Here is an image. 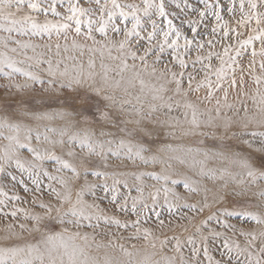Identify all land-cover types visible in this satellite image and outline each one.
I'll list each match as a JSON object with an SVG mask.
<instances>
[{"label":"snow or ice","instance_id":"1","mask_svg":"<svg viewBox=\"0 0 264 264\" xmlns=\"http://www.w3.org/2000/svg\"><path fill=\"white\" fill-rule=\"evenodd\" d=\"M237 12L239 18L235 20L236 27H231L225 22V15L236 18ZM71 32L77 37L84 35L94 43L96 34L105 40L110 32L113 37L122 36L123 39L116 43L118 51L122 53L119 58L122 65L120 73L131 70L135 74L139 79L140 94L134 95L129 88L124 87L123 95H117L123 77L110 81L107 69H104L102 77L104 86L97 87L91 73L85 76L80 71H74L72 75L67 70L56 72L49 62L47 71L52 79L48 80L47 88L44 89L49 93L46 108L34 111L31 115L24 113L25 122H13L16 114L0 118V140L8 141L0 152V180L11 183L13 187L21 185L25 192L29 191L27 182L30 181L43 191L40 188L43 177L47 181L50 196L47 203L38 205L43 214L23 212L24 219L32 222L31 228L21 224L20 235L0 241V264H96L85 255L82 248L72 243L73 235H79L78 232L66 238L69 225L75 229H95L101 224H111L118 229L131 228L139 232L140 217L146 210L154 212L159 218L155 207L161 193L165 201L169 195L174 200L182 198L183 194L171 189L178 183L183 184L185 193L194 200L199 197L197 211H207L209 218H214L225 230H230L229 225L221 217L233 215L260 228L259 235L254 229L240 232V236L245 239L243 247L225 237L218 260L209 256L208 237L202 235L198 228L196 235L200 238L201 247H197L195 239L188 238L186 243L191 246V257L197 259H190L187 264H200L198 257L201 252L208 264H264V131L233 132L232 139L238 143L225 146L213 154L220 161L218 167L207 166L206 161L210 159L208 153L204 154L206 161H191L190 168L196 169L198 177L206 181L219 180L222 182L220 187L225 184L231 186L230 193L217 191L214 186L211 190L213 194L209 197L210 190L206 185L199 179H190L187 169L175 166L176 160L181 165L187 161L171 155L176 149L170 145L158 142L160 129L153 126L154 117L163 110L176 123L182 117L190 125L191 134L195 135L202 124L197 108L187 101L183 105L173 103L172 96L165 100L164 94L169 90L163 85L149 87L151 99H148L144 95L148 86L140 79V72H148L149 69L150 75L157 76L156 66L161 65L163 71L159 72V78L175 86L172 89L175 96L186 97L190 92L207 88L206 98L210 100L226 79L224 68L216 73L215 84L207 79L193 86L192 81L196 79L194 75L189 73L185 79L190 67L186 57H190L192 52L197 53L191 63L192 70L197 64L202 66L201 70H210L212 60L220 59L222 65L230 62L233 73L235 68L231 66L237 65L245 52L253 58V64L257 55L264 58V0H139V3L124 4L119 0H0V33L7 34L6 38H0V44L4 47L9 43L23 49L32 47L12 39L13 36H46L51 39L55 35L58 39L63 37L67 40ZM220 41H229L224 45L222 55L218 52L213 56L211 51L206 56L201 55L205 47L211 49ZM231 41H235V44ZM257 43L260 45L259 52L256 50ZM76 46L74 43L73 47ZM16 50L10 49L12 52ZM166 55L169 56L168 61L164 59ZM223 57L228 60L225 61ZM149 60L152 61L151 65ZM169 63L172 68L168 67ZM0 66L10 68L13 73H19L34 83L45 84L33 73L16 68L14 62L3 54H0ZM92 67L94 65L90 61L89 68ZM101 67L104 68L103 65ZM175 68L180 71H174ZM260 68L264 70V63L260 64ZM5 76L11 78L9 74ZM232 83L234 86V78ZM185 85L188 92L184 91ZM16 87L19 89L21 86ZM57 101H60L59 107L55 111L51 110ZM181 107L185 111L173 117L174 108ZM188 110L191 111L190 119ZM125 116L135 118L125 119ZM129 124L135 125L133 130H129ZM258 126L264 128V119ZM228 127L225 125V131ZM4 130L12 134L3 135ZM33 142L39 147H34ZM20 149H26L30 160H21ZM45 161L53 163L57 175H51L42 167ZM109 162H119L125 167L120 170L119 176L112 177V187L107 183L100 187L105 196L111 192L110 203L114 213H127V218H116L115 214L108 217L99 205L95 202L89 204L86 200V197L98 198L99 195L97 184L90 181L89 177H103L107 181V173L95 169H106ZM81 168L84 169L83 173ZM149 168L150 171L147 170ZM81 179L83 183H72V180ZM145 179L155 181L151 186L154 191L148 192L151 208L147 200L143 199ZM118 187L127 189V193L121 196ZM133 190L139 194L137 197L131 196ZM0 196L7 197L9 201L20 200L19 196H9L3 190H0ZM0 205L6 206L5 201L0 200ZM21 211L16 208L6 215L15 219ZM202 227L207 228V222ZM58 228L60 231H57ZM25 232L31 239L24 237ZM148 235L145 232V236ZM220 235L219 232H213L212 242ZM175 249L177 252L182 250L179 240L176 241ZM241 256L244 257L242 260ZM181 264H184L183 260Z\"/></svg>","mask_w":264,"mask_h":264},{"label":"rangeland","instance_id":"2","mask_svg":"<svg viewBox=\"0 0 264 264\" xmlns=\"http://www.w3.org/2000/svg\"><path fill=\"white\" fill-rule=\"evenodd\" d=\"M120 3H139V0H119ZM88 7V5H84ZM94 7V5H93ZM239 18L237 12L236 18H229L225 15V22L231 27H236L235 20ZM128 27H131V22H128ZM83 31V29H82ZM243 31V29H241ZM6 33H0V38H6ZM12 39H18L21 43H28L32 47L28 49L20 48L16 44L9 43L7 47L0 44V54H3L13 61L15 67L22 72H31L45 81L44 85L34 83L28 80L25 76L19 73H13L10 68L0 66V118L11 117L16 114V120L13 122H25L24 113L31 115L34 111H42L49 104V93L45 92L47 88L48 80L52 79L48 73L49 62H51L53 71L63 72L67 70L70 75L74 71H80L87 76L91 73L95 77V83L97 87H103V74L104 69H107V75L109 80H121L123 77V83L121 90L117 92V95H123L122 89L124 87L129 88V91L135 94H140L139 79L131 71H125L120 73L122 56L116 47V43L123 39L122 36L113 37L112 33H109L107 40L101 38L99 34H96V43L87 39L84 35L76 36L74 32L69 33L67 40L63 37L59 39L53 35L51 39L46 36L40 37H15ZM76 47H73V44ZM207 43V41H205ZM229 41H220L215 47L209 49L205 47L202 56H206L209 51L213 56L216 53H223V47ZM235 44V41H231ZM59 45V50H57ZM16 48L15 52L10 49ZM67 49V50H65ZM256 50L259 52L260 45L256 44ZM250 52V50H248ZM183 54V53H182ZM197 53L192 52L190 57H186L189 64V69L185 73V79L187 75L191 73L196 77L192 81L193 86L197 83L205 82L210 79L213 84L216 81V73L220 69L224 68V75L226 79L222 82V87L218 91H214L211 99H207V88H201L198 92H190L186 97L175 96L172 89L174 85L168 83L166 80L159 78V72L163 71L161 65L156 66L157 76L150 75L151 69L148 72H140V79L145 81L148 86L145 89L144 95L148 99H151V94L148 91L149 87H160L163 85L169 91L165 93V100L169 96L173 97V103H179L183 105L186 101L195 105L198 110V118L201 120V127L196 130V134H191L190 125L185 122L182 117L179 123L172 121L164 111L161 110L154 117V127L160 129V135L157 137L158 142L161 145H170L176 149V152L172 153L174 157H179L187 161L186 164L181 165L178 160L174 161L175 166L179 169H187L190 173V179H199L200 182L209 188V197H211L212 189L216 186L217 191L231 192V186L225 184L224 187H220L221 181H206L202 177H198L195 168H190L191 161L193 159L198 161H206L205 153L209 154L210 159H207V166L218 167L220 161L213 157V154L221 151L225 146L235 145L237 140L232 139V133L237 134L242 132L251 131H264V128L259 127V122L264 119V70L260 68V64L264 63V58L257 55L253 58L245 52L238 60V64L231 66L235 68V71L230 70V62L223 64L220 59H213L211 62V69L204 68L201 70V65L197 64L195 70L191 69V63L196 59ZM165 61L169 60V56L164 57ZM225 61L227 57H223ZM92 62L94 67L89 68V62ZM152 61L149 60V65ZM131 64V61H129ZM139 64V62H137ZM104 66V68L101 67ZM250 65H253L251 68ZM169 68H172V64H168ZM174 71H180L175 68ZM119 73V74H118ZM5 74L11 76L10 79L6 78ZM59 79V76L56 77ZM235 79V85L233 86L232 80ZM259 79V83H257ZM129 81L132 83L129 84ZM92 83V81H89ZM17 85L21 86L19 89ZM27 85V87H25ZM184 91L188 92L187 85L184 86ZM63 95V94H61ZM60 101H57L52 105L51 110L55 111L59 107ZM185 109H175L172 112V116H179ZM189 112V119L191 118V111ZM134 116H125V119H134ZM173 125L169 127V125ZM225 125H229L227 131H225ZM247 125V127H245ZM135 125L129 124V130H133ZM7 130L3 131V135H10ZM8 141L0 140V152H2L4 145ZM34 147H39L33 142ZM190 150V151H189ZM58 154V153H57ZM20 158L22 161L30 160V156L26 149H20ZM42 167L49 171L51 175H57L55 166L51 161H45ZM125 165L119 162H109V166L105 168H99L106 172L109 179L105 181L103 177L97 179L95 177H89V180L97 184L96 191L99 194L98 198L91 196L86 197L89 204L95 202L99 205L104 215L112 217L114 214L116 218H127V213H120L116 211L114 213L113 205L110 203L111 192L105 196L100 186L105 183L109 187L113 186L112 177L119 176ZM150 171L151 169H147ZM84 169L81 168L83 173ZM93 171V169H89ZM144 171V169H142ZM18 175V179H19ZM27 180V176H24ZM72 183H83V179L76 181L72 180ZM131 183V181H129ZM47 181L41 177L40 188L37 189L30 181L27 182L29 191L25 192L23 186H12L7 181L0 180V190L6 191L9 196H19V201H9L7 197L0 196V200H4L6 206L0 205V241L12 236L15 237L21 234V228L19 225L24 224L26 228H31L32 222L25 220L23 212L26 211L29 214H43L42 210L38 207L41 202L47 203L50 199L47 187ZM155 184V181L145 179L143 181L144 197L147 200L149 208L152 207V202L148 200V192L154 191L151 187ZM173 192L183 194L180 200H174L169 195L167 201H165L163 193L156 202L155 212L159 213V218L152 211H145L141 214V228L137 232L134 229L116 228L111 224H101L100 227L95 229L88 227H81L79 229L68 226V233L65 234L66 238L69 234L79 233V235H73L72 243L82 248L85 255L96 262V264H184L190 259H197L191 257V246L186 242L189 237L196 240L197 247H201L200 238L196 235L197 229H201V234L208 237V250L209 256L214 260L220 259V252L222 250L223 239L225 237L230 238V241H235L241 244V247L245 244L244 237L240 236V232L254 229L259 235L260 228L257 225L245 223L244 220L236 215L231 217H221L224 223L229 225L230 230H225L221 224H217L215 219L209 218L207 211L198 212L199 197L195 200L187 193L183 188L182 183L171 186ZM117 191L121 196L127 193V189L118 187ZM139 194L133 190L131 192L132 197H137ZM223 199V196H221ZM131 204V198L129 199V205ZM171 206V211L169 210ZM19 208L22 211L18 213L14 219L10 215H6L13 209ZM230 210V209H229ZM99 214V213H98ZM55 215V214H53ZM135 219V217H133ZM163 221V223H161ZM95 222V221H94ZM123 222V220H122ZM207 222V228H203L202 225ZM45 223H48L45 220ZM57 231H60L58 228ZM145 232L149 235L146 237ZM213 232H219L221 235L215 239L213 243ZM26 239H31V236L27 232L24 233ZM87 237V239H85ZM175 238V239H174ZM179 240L181 245V251L177 252L175 249L176 241ZM259 241H257L258 243ZM235 255V252L233 253ZM244 257L241 256L242 260ZM200 264H208V261L203 258L201 252L198 257Z\"/></svg>","mask_w":264,"mask_h":264}]
</instances>
